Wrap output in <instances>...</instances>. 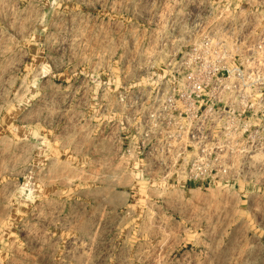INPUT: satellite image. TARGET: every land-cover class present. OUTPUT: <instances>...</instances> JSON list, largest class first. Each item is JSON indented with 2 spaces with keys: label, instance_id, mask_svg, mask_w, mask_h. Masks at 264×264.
Masks as SVG:
<instances>
[{
  "label": "rangeland",
  "instance_id": "obj_1",
  "mask_svg": "<svg viewBox=\"0 0 264 264\" xmlns=\"http://www.w3.org/2000/svg\"><path fill=\"white\" fill-rule=\"evenodd\" d=\"M195 1L0 0V264H264V161L183 188L120 148L118 94L199 37Z\"/></svg>",
  "mask_w": 264,
  "mask_h": 264
},
{
  "label": "built area",
  "instance_id": "obj_2",
  "mask_svg": "<svg viewBox=\"0 0 264 264\" xmlns=\"http://www.w3.org/2000/svg\"><path fill=\"white\" fill-rule=\"evenodd\" d=\"M211 2L196 0L184 16L190 38L200 31L193 43L150 85L118 94L123 155L141 161L145 176L183 188L208 189L234 180V165L264 161V27L246 13L205 23L215 14L200 5Z\"/></svg>",
  "mask_w": 264,
  "mask_h": 264
}]
</instances>
